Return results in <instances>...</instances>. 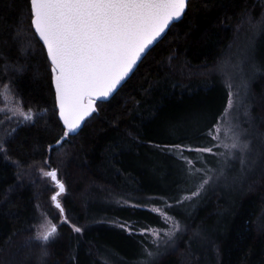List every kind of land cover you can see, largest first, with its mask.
Wrapping results in <instances>:
<instances>
[{
  "label": "trees",
  "instance_id": "16d2710c",
  "mask_svg": "<svg viewBox=\"0 0 264 264\" xmlns=\"http://www.w3.org/2000/svg\"><path fill=\"white\" fill-rule=\"evenodd\" d=\"M27 6L28 0H0V87L10 82L24 107L36 113L33 122L15 128L7 153H0V264H137L145 245L157 247L118 223L165 227L159 214L144 207L149 204L164 207L182 225L153 264H264V32L258 23L264 21V0H190L187 14L171 24L118 91L95 102L80 131L59 146L64 128L46 51L36 41L24 47L28 32L17 37ZM29 23L30 17L23 19V28ZM255 26L257 70L249 80L247 111L259 161L238 189H206L168 208L202 178L187 180L188 165L169 148L190 145L182 155L200 168L196 156L212 154L193 149L214 144L208 129L227 104V87L205 69L225 54L237 29L249 34ZM39 167L58 169L70 221L46 244V256L45 245L33 239L37 205L58 224L60 216L50 199L54 186ZM71 224L84 231L74 232Z\"/></svg>",
  "mask_w": 264,
  "mask_h": 264
},
{
  "label": "snow or ice",
  "instance_id": "6c2138e0",
  "mask_svg": "<svg viewBox=\"0 0 264 264\" xmlns=\"http://www.w3.org/2000/svg\"><path fill=\"white\" fill-rule=\"evenodd\" d=\"M190 0H28L23 19L30 17L27 29H17V37L22 32L29 33L24 47H31L33 41L42 42L51 64V80L55 88V108L59 120L63 123V135L55 141V146L76 132L81 121L96 111L95 98L108 97L118 89L121 82L134 69L141 54L153 40L161 35L174 22L187 14ZM251 20V17H249ZM261 32H264V21ZM38 38V40H37ZM20 68L18 71H22ZM246 87V82L245 85ZM231 88V85H229ZM235 106L234 94L229 92V107L208 129V135L215 143L209 147L196 148L198 153H210L217 157L219 169L194 166L193 160L182 155L184 148L190 145H173L177 155L188 165L187 180L197 175L202 178L195 184L194 191L184 192L180 199L167 203V207L182 205L186 201L198 198L206 187L225 176L230 161H239L240 172L244 173L248 165L250 142L243 139L240 125L231 118ZM41 111H47L42 109ZM0 113L17 118V123L33 122L36 113L29 107L25 109L21 97L14 94L10 82L0 87ZM5 121V123L8 122ZM15 129H5L0 136V153H7V140ZM51 150L54 145H49ZM222 148L225 151H214ZM45 164L48 163L46 160ZM206 163V162H205ZM42 177L48 178L52 186L58 189L51 196V202L60 216V224L41 209V221L37 223L33 239L42 242L41 256L47 255L46 244L58 234L61 224L70 223L66 209L61 203V194L66 191L65 183L59 178L58 169L39 167ZM128 203V202H126ZM148 207V205H144ZM159 214L166 229L151 225L136 228L138 222H126L120 226L129 232L138 231L152 238L157 246L153 251L148 245L137 264H153L159 254L161 242L167 244L182 230V225L164 207H153ZM72 230L82 233L84 229L71 224ZM163 233V235H161Z\"/></svg>",
  "mask_w": 264,
  "mask_h": 264
},
{
  "label": "rangeland",
  "instance_id": "374dc122",
  "mask_svg": "<svg viewBox=\"0 0 264 264\" xmlns=\"http://www.w3.org/2000/svg\"><path fill=\"white\" fill-rule=\"evenodd\" d=\"M255 29L256 31L253 32ZM257 31H258L257 26H255L252 30H249L248 32H253L249 34H246L247 33L246 30L237 29L236 36L232 44L229 46L228 50L225 52V54L212 67H210L209 69H205L208 73H212L218 76L228 89L227 104L222 113H224L225 110L229 107V92L231 91L234 94L235 106L231 110V118L235 122L239 123L240 130L243 133L242 138L250 142V150L248 152V165L246 171L244 173L240 172V165L238 160L230 161V166L225 169V176L221 177L219 180H214L213 183L209 184L206 187V189L209 190L234 191L238 189L239 184L248 174L252 173L253 168L257 165L259 161L260 145L256 140V137L252 131L251 124L249 123L250 118L247 111V100L249 96V80H251V78L253 77V75L257 70L254 62V45L256 38L255 34ZM245 82H246V87L244 86ZM229 85H231V88L229 87ZM8 115L0 113V136H3V132L5 129H15L22 124L29 123V122L17 123V118L14 116H12L10 120H8ZM6 120H8L7 123H5ZM186 149L190 150V148H186ZM195 149L196 148H194L193 150L195 151ZM214 151H225V150L222 148H216L214 149ZM217 159L218 158L215 157L214 155H211L210 158H207L203 155L196 156V161L200 165L199 167H212L219 169V166L216 164ZM196 168L198 167L196 166ZM199 178L200 175L193 177L195 181L196 179L198 181ZM193 179L191 180L192 183L194 182ZM55 190L56 188L54 187V191ZM124 204H128V203H124ZM153 207H159V206L154 204H149L147 208L152 210ZM41 209L45 211L42 208V206ZM41 209H37L40 218L38 223L42 219ZM121 224H122L121 222L118 223L119 226ZM167 227H169V225L166 224L165 227L160 229H166ZM124 229L127 232H129L127 228ZM134 232L139 233L138 231H134ZM161 235H163V233H161ZM147 238L152 242V238L150 236L147 235ZM38 242L42 244V242L40 241ZM169 243L165 244L161 242V244L159 245V250L163 249Z\"/></svg>",
  "mask_w": 264,
  "mask_h": 264
},
{
  "label": "water",
  "instance_id": "95a60500",
  "mask_svg": "<svg viewBox=\"0 0 264 264\" xmlns=\"http://www.w3.org/2000/svg\"><path fill=\"white\" fill-rule=\"evenodd\" d=\"M181 19V18H180ZM180 19H178V20H176V21H174V22H177V21H179ZM174 22H171V24H173ZM171 24H170V26H171ZM169 26V27H170ZM169 27L168 28H166L165 29V31L163 32V33H161V35L159 36V37H157L155 40H153V42L150 44V45H148V47L145 49V52L144 53H142L141 54V57H140V59H138L137 60V63H136V65L134 66V69L129 73V75L127 76V77H125V79L121 82V85L120 86H118V89L125 83V81L131 76V74L134 72V70L136 69V67L138 66V64H139V62L142 60V58L145 56V54L148 52V50L150 49V48H152L160 39H162V37L166 34V32H167V30L169 29ZM42 43V42H41ZM46 51V50H45ZM46 54H47V52H46ZM52 86H53V84H52ZM118 89L117 90H114V92L113 93H111L108 97H103V98H101V97H97V98H95V102H99V101H108L117 91H118ZM53 90H54V95H55V88H54V86H53ZM94 106H95V104H94ZM57 117H58V119H59V115H58V110H57ZM88 117H86L85 118V120L87 119ZM85 120L84 121H81V124H80V126L77 128V130H76V132H74V133H72L71 135H74V134H76L77 132H79L80 131V129L82 128V126H83V123L85 122ZM60 121V120H59ZM60 123H61V125H62V127H63V123H62V121H60ZM67 138H65V140H66ZM55 191H58V189L56 188V190Z\"/></svg>",
  "mask_w": 264,
  "mask_h": 264
}]
</instances>
